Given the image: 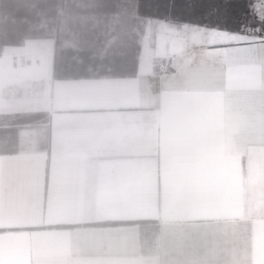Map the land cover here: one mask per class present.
Instances as JSON below:
<instances>
[{"label": "crops", "instance_id": "1", "mask_svg": "<svg viewBox=\"0 0 264 264\" xmlns=\"http://www.w3.org/2000/svg\"><path fill=\"white\" fill-rule=\"evenodd\" d=\"M130 3L120 74V0H0V264H264V19Z\"/></svg>", "mask_w": 264, "mask_h": 264}, {"label": "rangeland", "instance_id": "2", "mask_svg": "<svg viewBox=\"0 0 264 264\" xmlns=\"http://www.w3.org/2000/svg\"><path fill=\"white\" fill-rule=\"evenodd\" d=\"M238 3H251L259 5L261 0H236ZM132 4L130 0H120V74H128L134 71L135 54L138 37L143 34L144 24L133 20ZM133 23L135 25H133Z\"/></svg>", "mask_w": 264, "mask_h": 264}, {"label": "snow or ice", "instance_id": "3", "mask_svg": "<svg viewBox=\"0 0 264 264\" xmlns=\"http://www.w3.org/2000/svg\"><path fill=\"white\" fill-rule=\"evenodd\" d=\"M219 11V9H217ZM256 13L261 17V19H264V0H261V3L255 7ZM225 12H227V8L225 9ZM198 28L203 29V34L204 35H218V34H224L228 36H240V32H230L226 28H220L219 26L212 25V26H197ZM249 31H252L251 29ZM262 31L261 29L257 28L255 29V32H260ZM231 43L237 44L240 46H255L259 45V48L264 49V35L256 36H248L245 39L242 40H235L232 41Z\"/></svg>", "mask_w": 264, "mask_h": 264}]
</instances>
